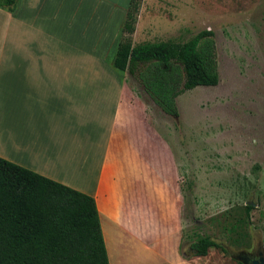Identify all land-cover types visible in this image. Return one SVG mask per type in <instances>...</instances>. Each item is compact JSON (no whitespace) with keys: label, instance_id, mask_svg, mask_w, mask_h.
I'll use <instances>...</instances> for the list:
<instances>
[{"label":"rangeland","instance_id":"374dc122","mask_svg":"<svg viewBox=\"0 0 264 264\" xmlns=\"http://www.w3.org/2000/svg\"><path fill=\"white\" fill-rule=\"evenodd\" d=\"M41 3L32 10L33 23L20 32L12 28L6 40L37 41L31 53L68 58L72 72L83 67L81 57L89 55L90 63L97 58L101 71L116 75L102 78V86L110 93L117 80L130 87L133 116H140L143 134L164 139L165 188L159 197L147 190L148 219H128L127 227L111 224L115 232L108 244L113 248L115 243L120 264H176L161 253L165 248L166 254L172 252V243L162 246L160 241L171 226L169 171L182 252L190 255L191 242L205 235L217 244L205 256L192 257V264H249L264 256V0H150L140 7L133 43L182 42L206 27L214 31L219 82L181 92L175 116L164 113L135 77L111 64L129 0ZM4 22L0 15V28ZM4 51L12 54L9 47ZM97 63L85 67L92 70ZM104 117L95 129L101 137ZM149 146L160 157L157 144ZM153 183L157 180L149 173L148 184ZM247 205L252 206L249 214ZM100 207L111 210V200L102 196Z\"/></svg>","mask_w":264,"mask_h":264},{"label":"crops","instance_id":"0c3cea01","mask_svg":"<svg viewBox=\"0 0 264 264\" xmlns=\"http://www.w3.org/2000/svg\"><path fill=\"white\" fill-rule=\"evenodd\" d=\"M41 1L19 0L14 12L0 8L6 21L0 28V157L93 196L109 264H120L115 243L113 248L108 244V235L115 232L111 224L127 227L128 219H148L147 190L152 188L159 197L165 188L164 139L143 134L140 116H133L130 87L117 80L116 90L110 93L102 86V78L116 75L101 71L97 58L91 57L97 63L91 70L85 67L92 64L89 55L81 57L83 67L72 72L68 58L31 53L37 41L6 40L12 28L20 32L33 23L32 10ZM149 1L141 0L139 11ZM8 47L11 55L4 54ZM102 113L103 137L95 132L101 126ZM152 144L161 150L160 157L159 151L149 152ZM170 172L173 200L167 217L171 226L169 232H162L160 241L162 246L172 243L173 251L166 254L165 248L161 253L173 263L192 264V257L201 256H186L181 250V219L179 210L176 217L174 214L177 203ZM149 173L157 183L148 184ZM102 196L111 200V210L101 209Z\"/></svg>","mask_w":264,"mask_h":264},{"label":"trees","instance_id":"16d2710c","mask_svg":"<svg viewBox=\"0 0 264 264\" xmlns=\"http://www.w3.org/2000/svg\"><path fill=\"white\" fill-rule=\"evenodd\" d=\"M18 1L0 0V8L14 12ZM140 1H129L111 64L175 116L181 92L219 82L214 31L133 43ZM216 245L205 235L189 248L205 256ZM0 264H109L94 197L0 157Z\"/></svg>","mask_w":264,"mask_h":264},{"label":"water","instance_id":"95a60500","mask_svg":"<svg viewBox=\"0 0 264 264\" xmlns=\"http://www.w3.org/2000/svg\"><path fill=\"white\" fill-rule=\"evenodd\" d=\"M248 262V261H247ZM249 264H264V256L260 257L259 260L252 259Z\"/></svg>","mask_w":264,"mask_h":264},{"label":"flooded vegetation","instance_id":"af4514ba","mask_svg":"<svg viewBox=\"0 0 264 264\" xmlns=\"http://www.w3.org/2000/svg\"><path fill=\"white\" fill-rule=\"evenodd\" d=\"M262 254H259L255 259L259 260L260 257H262Z\"/></svg>","mask_w":264,"mask_h":264}]
</instances>
